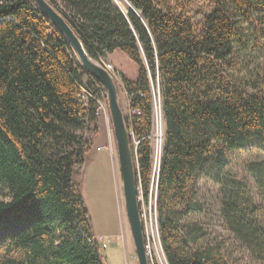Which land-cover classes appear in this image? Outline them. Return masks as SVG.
I'll use <instances>...</instances> for the list:
<instances>
[{
	"label": "trees",
	"instance_id": "1",
	"mask_svg": "<svg viewBox=\"0 0 264 264\" xmlns=\"http://www.w3.org/2000/svg\"><path fill=\"white\" fill-rule=\"evenodd\" d=\"M47 1L91 59L119 49L138 65L135 82L120 80L129 110L140 112L125 121L138 140L135 175L145 195L151 92L159 88L165 135L157 213L167 264H229L188 218L200 169L223 168L221 149L264 143V64L238 74L264 54V0H215L197 26L162 0H126V8L117 0ZM86 74L33 0H0V197L3 189L8 196L0 198V264H106L87 241L94 234L74 179L93 144L81 132H99L94 102L77 98ZM88 76L83 86L94 91L99 83ZM246 171L264 186V162ZM217 181L227 228L264 264V229L248 184L220 172Z\"/></svg>",
	"mask_w": 264,
	"mask_h": 264
},
{
	"label": "rangeland",
	"instance_id": "2",
	"mask_svg": "<svg viewBox=\"0 0 264 264\" xmlns=\"http://www.w3.org/2000/svg\"><path fill=\"white\" fill-rule=\"evenodd\" d=\"M117 1L122 8L128 7L125 0ZM162 1L172 8L184 10L186 15L197 26L203 21L204 16L212 10L215 0ZM70 51L75 61L79 63L77 54L71 46ZM256 61L262 62L263 66L264 54L256 55L249 66L238 71L239 76H248L249 71L252 72L254 70L253 63ZM84 84H86V81H83ZM247 90L250 93L256 92V90L251 88ZM118 100L120 106H122L123 96L120 92ZM97 123L99 125V132L102 130L103 133L104 130H108L112 145L110 147L107 144L104 146L95 145L94 143L99 141V132L95 135L91 129L89 131L87 129L82 131V134L93 137V144L90 149L91 152H87L85 162L79 168L74 179L79 184L88 210L91 229L94 232L92 234L100 233L111 236L112 243L106 249H101L102 254L106 258V264H138L124 206L120 167L109 112L107 111V113L105 112L98 116ZM134 140L136 139L132 138V150L135 154L137 145ZM111 152H113V155ZM220 152L223 153L225 158L223 168L218 167L216 163L213 164L215 167L208 164L197 173L191 196L194 209L188 220L201 224L207 230V241L217 243L222 247V251L229 264H261L254 254L252 255L226 226L221 212L222 186L217 181V174L220 172L222 175L232 176L248 184L247 191L249 196L259 210L256 222L264 229V186H258L253 177L246 171L247 164L264 162V143L248 145L244 148L231 151L221 149ZM214 158L212 157V159ZM210 163H213L212 160ZM2 192L0 198L8 200L6 189H3ZM151 249L152 254L149 257L148 263L161 264L156 246L152 241ZM158 249L160 258L163 264H165L160 248Z\"/></svg>",
	"mask_w": 264,
	"mask_h": 264
},
{
	"label": "water",
	"instance_id": "3",
	"mask_svg": "<svg viewBox=\"0 0 264 264\" xmlns=\"http://www.w3.org/2000/svg\"><path fill=\"white\" fill-rule=\"evenodd\" d=\"M37 8L57 26L77 54L79 65L85 72L93 77L105 90L107 107L116 143V152L120 167L124 206L129 224L130 234L134 246L135 257L138 264H149L144 248V235L137 200V169L136 156L130 146L125 116L118 100V88L113 76L102 64L91 59L85 51L81 41L47 0H33ZM116 1V0H115ZM126 1V0H125ZM128 4V3H127Z\"/></svg>",
	"mask_w": 264,
	"mask_h": 264
},
{
	"label": "built area",
	"instance_id": "4",
	"mask_svg": "<svg viewBox=\"0 0 264 264\" xmlns=\"http://www.w3.org/2000/svg\"><path fill=\"white\" fill-rule=\"evenodd\" d=\"M103 67L110 72L113 76L114 80L118 79V76L115 74L113 66L110 63L103 64ZM123 86V85H122ZM152 126L150 137L152 140L157 139V136L162 135L164 138L165 135V123L164 116L162 110V99L160 95L159 88L156 90L152 88ZM78 100L85 105L88 103L87 99L90 98L94 102V114L95 116H100L102 113H107V97L106 92L103 90V87L99 84L95 85V90L91 91L86 89L83 85H80V90L78 94ZM131 114L139 115L140 112L138 110H129L127 115L125 116V120L127 116ZM129 135L133 138L132 132H129ZM161 138V137H160ZM135 144L138 143V140H134ZM163 144L159 147H152V166H151V174H150V183L147 195L143 192L141 187L139 178L137 181V200L140 209V216L144 234V248L146 251V255L149 261V257H151L152 249H151V241L156 246V250L160 259L161 264L163 261L160 258L159 249L164 258V263L167 264L166 258L163 253V249L160 241L159 234V226H158V213H157V185L159 179L160 165L161 159L163 155ZM148 214V218H147ZM144 218V220H142ZM148 219V221H146ZM87 241L92 245L96 246L100 249H106L111 243L112 239L109 235L104 234H94L87 238Z\"/></svg>",
	"mask_w": 264,
	"mask_h": 264
},
{
	"label": "crops",
	"instance_id": "5",
	"mask_svg": "<svg viewBox=\"0 0 264 264\" xmlns=\"http://www.w3.org/2000/svg\"><path fill=\"white\" fill-rule=\"evenodd\" d=\"M99 63L102 65L105 63H110L113 66L115 74L118 76V79L115 81L118 85V95L120 92V94H122L123 96V105L121 107L123 110V114L127 115L129 111V97L124 87L122 86L120 77L123 76L126 80L130 82H135L138 79L139 74L138 65L119 49H115L112 52L108 53L104 58L100 59ZM89 79V76L86 74L83 78V81H88ZM99 136V141H96L94 143L95 145L98 144L104 146L107 144L109 147L110 145H112L110 133H108V130H104L103 133L102 130H100ZM111 153L113 155V152Z\"/></svg>",
	"mask_w": 264,
	"mask_h": 264
},
{
	"label": "bare ground",
	"instance_id": "6",
	"mask_svg": "<svg viewBox=\"0 0 264 264\" xmlns=\"http://www.w3.org/2000/svg\"><path fill=\"white\" fill-rule=\"evenodd\" d=\"M91 99L90 98H88L87 99V102H89ZM92 101V100H91ZM127 126V125H126ZM127 131H128V136H129V139H130V142H131V136L129 135V130H128V127H127ZM132 136H133V134H132ZM158 138L157 139H154V140H152L151 139V137H150V134H149V139L151 140V145H152V147H159L161 144H163L164 143V138H163V136L162 135H160V136H157ZM161 137V138H160ZM134 138V137H133ZM138 144V143H137ZM136 144V145H137ZM130 146H131V143H130ZM164 146V145H163ZM132 149V148H131ZM133 151V150H132ZM140 210V209H139ZM144 235V234H143Z\"/></svg>",
	"mask_w": 264,
	"mask_h": 264
}]
</instances>
